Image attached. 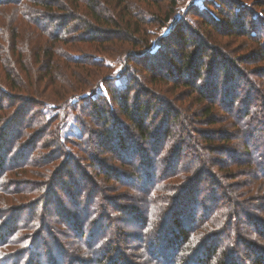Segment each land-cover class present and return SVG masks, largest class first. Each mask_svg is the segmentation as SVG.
Returning <instances> with one entry per match:
<instances>
[{
  "label": "trees",
  "instance_id": "trees-1",
  "mask_svg": "<svg viewBox=\"0 0 264 264\" xmlns=\"http://www.w3.org/2000/svg\"><path fill=\"white\" fill-rule=\"evenodd\" d=\"M250 2L202 0V6H193L188 11L195 23L176 18L156 45L151 42L147 28L170 22L175 7L172 0H0V133L2 129L6 132L4 136L8 133L0 140V195L10 181L18 183L10 175L7 177L12 166H24L22 173L33 176L25 180L45 184L49 180L60 181L58 174L65 167L79 169L77 165H85L90 176L82 172V182L63 181L68 189L61 187L60 195V198L72 196L79 206L71 214L83 242L86 211L90 212L93 197L100 188L110 187L113 192L112 182L118 183L117 174L127 180L136 177L133 165L151 164L147 168L156 181L145 179L150 186L142 185L140 196L144 197L139 203L147 211L143 218L161 212L168 217L187 196L194 201L193 211L196 212V205L204 214L197 221L193 220V214L187 215L185 221L190 222L187 226L175 215L165 220L166 241L148 250L149 255L155 256L156 264H264V211L257 218L249 217L240 199L245 194L248 198L264 196V0ZM42 16L51 23L39 22ZM80 45L92 53L84 56L76 52L74 49ZM170 47H177L180 52L165 58L164 52L168 48L171 52ZM112 58L122 65L120 87H114L113 65L109 64ZM158 58H165L160 67ZM157 90L168 91L173 94L172 99L163 98ZM50 95L51 98H46ZM184 96L187 101L179 100ZM173 100L179 103L175 107ZM38 106L40 111H35ZM53 106L57 109L49 114L47 107ZM64 109L79 114L74 117L79 154L73 156L70 151H59L68 141L60 135L68 115L57 113ZM184 115L194 122L191 130L199 122L207 127L221 124V128H199L196 135H191ZM41 124L48 127L41 129ZM175 131L181 137H173ZM51 132L52 142L47 144L45 139L38 142ZM86 134L87 139L83 140ZM148 141L152 149L148 148ZM132 145L138 146L139 151L133 150ZM145 148L154 152L153 160ZM200 148L210 153L206 161L214 166V173L209 168L200 169L201 166L186 173L191 168L187 167L186 174L179 179L182 182L174 181L172 172L184 169L180 159L185 150L186 160L190 156L198 160ZM38 150L39 159L32 161ZM163 150L168 151L165 156ZM132 151L137 156L125 159L124 155ZM217 152L225 158H212L219 155ZM11 154L16 159L7 161ZM63 155L66 160L60 165ZM231 163L238 167L232 170ZM152 167L155 171L151 172ZM245 168L248 171L243 173L253 177L250 183L240 181ZM215 172L227 175L226 191L212 190L222 186ZM196 178L200 183L208 181L207 188L199 189ZM82 183L85 190L90 187L85 194L80 189ZM236 188L240 190L235 192ZM260 191L258 195L256 192ZM51 196L48 202L35 201L32 208L36 209L28 211L34 233L54 225L53 208L57 205ZM233 198L239 200L232 201ZM23 199L22 195L17 198ZM106 200L103 196L100 203L108 206ZM7 208L2 204L0 213L2 264H7V257L16 253L15 246L23 252L26 248L21 246L26 240L19 235L23 230L20 224L1 228ZM117 209L122 216V207ZM152 218L155 223L157 218ZM9 225L13 230L6 238L12 228ZM196 226H201V230L197 231ZM100 230L91 228L84 237L87 252L94 254L96 260L93 248L103 237L104 231ZM248 234L258 240L248 238ZM45 249L50 250L48 246ZM43 253L44 250L42 254L39 250L32 251L26 264H39L46 258ZM158 253H162V259L157 258ZM98 256L101 264H126L114 248ZM22 260L11 264H23Z\"/></svg>",
  "mask_w": 264,
  "mask_h": 264
},
{
  "label": "rangeland",
  "instance_id": "rangeland-1",
  "mask_svg": "<svg viewBox=\"0 0 264 264\" xmlns=\"http://www.w3.org/2000/svg\"><path fill=\"white\" fill-rule=\"evenodd\" d=\"M173 4H175L174 10L172 12V18L170 20L169 23H167V25L165 26H155L153 28L148 27V33L150 34V40L151 42L155 43L157 45L158 41H161V39H159V37L165 36L166 33L169 30V25L176 19H187V20H191L195 23V18H193L189 13V9L192 8L193 6H202V0H172ZM250 1L253 0H246V2L252 4ZM165 5H167L165 2L163 3ZM38 16V14H37ZM38 21L42 22L43 24H47L49 25L51 23V21L45 17H39ZM154 44V45H155ZM160 44V43H159ZM154 46V48L156 49L157 46ZM163 45V44H162ZM81 47H76L74 50H76V52L78 53H82L84 56L90 55L89 53H92L91 49H87L84 46L80 45ZM172 48L171 52L170 49L168 48L167 52H164V57L168 58L170 56H173L175 53L176 55H178V53L180 52L179 48L177 47H170ZM68 49H73L72 46H68ZM159 50H162L159 47ZM162 56V55H161ZM165 58H158V62L159 64L157 65V67H160L162 65L161 61H165ZM111 59V58H110ZM111 65H113V79H114V87H120L123 83V79L122 76L119 75L122 72V65L118 63V61L116 60V58H112L111 62L109 63ZM150 64H152V62H150ZM154 65V64H152ZM118 74H117V73ZM120 72V73H119ZM120 76V77H119ZM140 76L143 78V69H140ZM145 82V80H143ZM0 83H2V80H0ZM147 83V82H146ZM170 90V88L168 89V91ZM159 93L157 94H161L160 96H162L163 98H165L166 96L168 98L172 99V95L173 94H169L168 91H159L157 90ZM88 92H86L87 94ZM88 95V94H87ZM86 95V96H87ZM175 95V94H174ZM89 97V96H88ZM46 98H51V95L49 97ZM181 101H187V97L184 96L179 97ZM41 99V98H40ZM0 100H1V96H0ZM5 102V101H3ZM7 102V101H6ZM173 104L174 107L179 104L178 101H174L173 100ZM42 105V103L40 104ZM171 105V104H170ZM161 108L163 107L162 104H160ZM42 107V106H41ZM40 107V109H41ZM52 107V106H51ZM48 108L47 107V111L49 114H52L55 112L56 106H53L52 108ZM59 107V109L61 108V106H57ZM73 111L77 109H75L74 107ZM30 109V108H29ZM34 109H36L35 111H40L39 110V106L38 107H34ZM67 113L66 115V120L65 122H63L62 125V130H61V138L66 141V139L68 140L67 142H65V146L63 145V148H60V152H66V150L69 152H71V155L73 156L74 154H79V149H77L76 147L79 148V142L78 140H76L78 138V132H77V125H76V118H74L75 116L78 118L79 114L77 115L76 112H71L70 109H64V111H60L57 110V113ZM33 115L35 113H32ZM0 115H2V113H0ZM31 115V116H33ZM36 116V115H35ZM160 118V117H159ZM158 118V119H159ZM222 118V117H221ZM224 119V118H223ZM184 120H186L187 124H188V128H190V133L195 134L196 135V130H199V128L202 129H217V128H221V124L219 125H214V127H207L204 125V122H199L198 124H195V130H191V127L193 126L192 124L194 123L193 121H191V118H186V116L184 115ZM184 120H182V122H184ZM218 121H223V120H218ZM17 124V123H16ZM15 124V125H16ZM45 126L48 127V125H40V128L43 129ZM0 130H1V126H0ZM193 131L195 133H193ZM6 132H4V130L2 129L0 135V140H3L5 138V136L8 134H6L4 136ZM53 132H51L50 135H45L42 136L41 139L38 140V142H43L44 139L47 142V144H49L50 142H52V138H53ZM68 137H70L68 139ZM173 137L179 138L181 136H179L178 132L175 131ZM3 138V139H2ZM87 139V134L83 137V140ZM150 141V140H149ZM148 143V148L152 149L150 144ZM173 140H170L169 143H172ZM63 144V143H61ZM239 143H237L238 146ZM93 145V143L91 144V146ZM170 146V145H169ZM168 146V147H169ZM133 150H137L139 151V147L136 145H132ZM67 148V149H66ZM87 149V147H85ZM236 146H235V151H233L235 154L237 153L236 150ZM150 149H144L147 152V156L149 157L150 160H153V155L154 152H151ZM199 153H200V157L199 159H195L193 157H188L187 160L185 159L186 155L188 154L187 150H185V153L183 154V156L181 157V162L183 163L184 169L182 171H174L172 172V174H175L174 177V181L178 180V183H181L182 181H180L179 179L185 175L186 173H192L195 172L200 166V169L204 168L207 169L209 168V170L214 173V171L212 170L214 168V166L211 165V163H208V158H209V152L205 151L203 148L198 149ZM163 154L162 156H165L166 152L168 153V151H162ZM117 153L120 157H123L122 153ZM132 154H126L124 155V158H130V157H134L137 156L138 153L135 154V152H131ZM219 153V152H217ZM43 154V153H42ZM13 155V154H11ZM8 156L7 161H11L12 159H16V155L13 156ZM41 155V152L38 150L35 152L34 154V158L32 161H36L37 159H39L38 157ZM58 156V155H56ZM215 157H223L225 158L222 154L219 153V155L215 154L212 155V158ZM42 158V156H41ZM64 160H66L65 155H63V160H61L60 165L64 164ZM138 158L136 157L135 161L136 164L138 162ZM166 160V159H163ZM168 162L170 161L167 160ZM223 162H226L225 159H223ZM170 163V162H169ZM33 162H31L30 165H32ZM229 163H227L228 165ZM233 164V163H231ZM29 165V166H30ZM151 165V164H148ZM148 165L146 166H142L141 167L137 164V165H133V168L135 169V175L136 177H132V178H127L123 179L122 176H120L119 174H117V181L118 183H116L115 180H113L114 182H112V184H115V188H113V192H111V188H100L99 192L93 197L94 200V204L92 206H90V212L87 210V219L84 222L83 225V235L88 236V234H90V229L91 228H96L98 230V232H100V229H103V237L100 238L99 242H96L95 247L93 248V252H96V256H97V260L94 254H90V252H87V249L85 248V244H87L86 241H84V237H83V242L82 240H79V230H76L75 228V222L77 224V221L74 222L73 217L74 214H71L73 211L78 210L79 206H77V203L75 201V199H73L72 196L68 195L67 198L61 197V187L62 188H66L68 189V187L66 186V183L63 184L64 182H67V179H71L72 181H80L82 182L83 180V175L82 172H86L87 176H90L88 174V171L85 170L86 166H81L80 164L77 165L79 169H76L75 167H65L62 171V173L58 174L60 181L56 180H49L47 183L42 184V183H34L31 180H25L24 178H31L33 177L31 174H29L28 172L26 174H23V167H11L12 169L8 171L7 177L10 175L14 180H17L18 183H16V185H14L12 181H10L7 186L5 187V191L2 195H0V213L3 211L2 209V204H4L5 206L9 207L7 208L4 213H5V217L3 218V225L1 226V228L3 226H7L8 224H12V226L20 224L23 227V230L19 233V235H21V238L26 240L25 243H21L22 245H26V248L20 250L19 246H15L14 249H16V253H12L7 257V264H11L12 261H17L18 259L20 260L21 258H24L23 264L27 263V259L30 258V253L32 251H37L39 250L42 254L43 250V256L46 258H43V260L41 262H39V264H101L99 262L100 258L98 256V254L102 253V252H108L110 248H114L115 253H120L123 256V259L125 260L126 264H156L155 263V256L152 257L151 255H149L148 250L151 249V247L156 246L158 247V245L160 244V242H164L165 240V236H164V229L166 228V223L165 220H169L170 218L172 219L173 216L176 217L178 220H180L181 223H183L184 225H189L190 222L185 221L187 215L189 217L190 213L193 214V220H199L202 216L204 217V214L202 215V210L201 207L197 208L195 205V211L194 210V201L193 200H189L188 196L186 197V201L181 200L183 203H181L179 205V202L176 204V207L174 209V211L172 212V214H169V216H166V212H161V214L157 213V214H153L151 216V218L149 219H145L143 217H146L147 211L146 208L143 207V205L141 203H139V201L142 199V197L144 196H140V192L142 190V185L146 184L147 186H150L149 184H147L144 180L145 179H150L152 181H156V178L151 176L150 170H148ZM8 166V165H7ZM26 166V165H25ZM60 167V166H59ZM58 167V168H59ZM187 167H191L190 170L186 171L185 170ZM238 166L236 164L231 165V169L234 170L236 169ZM157 168V167H156ZM188 168V169H189ZM35 171H37L34 168ZM33 170V171H34ZM57 170V169H55ZM244 171L241 172V174L243 175L240 178V181H245L247 180L249 183L253 180L252 176L243 172L248 171L246 168L243 169ZM155 171L154 167L151 168V172ZM177 172V173H175ZM92 174V173H91ZM220 174V173H219ZM217 172H215L216 178L218 180L221 181L222 186L221 189L220 187H216V188H212V190H214L215 192L217 191H226L227 187H224L226 184H228V179H226L227 175H220ZM93 176V175H92ZM6 177V179H7ZM153 178V179H152ZM97 182L101 183V179L97 178L95 179ZM196 180H198L199 182V186L198 188L201 189L203 187H206L205 185L208 183L207 182H201L199 178H196ZM90 181V180H89ZM232 182V181H231ZM79 183V182H78ZM209 184V183H208ZM13 185V186H11ZM112 185V186H113ZM54 187V188H53ZM83 188V189H82ZM207 188V187H206ZM45 189V190H44ZM81 192H84V194L87 192L88 189H90V187L86 188L85 190V184L80 187ZM99 189V188H98ZM84 190V191H83ZM237 191L240 190V188H236L235 189ZM40 192H42V196H39ZM262 191L260 192H256L258 193V195H260ZM176 192H174L175 194ZM25 194V195H24ZM50 194H52V202L54 205H57V208L54 207L53 211L55 212L52 217V221L54 222V225H50L49 229H46L45 227L41 228L40 232L36 231L35 233L32 231V221L29 217V210H32V212L36 209V208H32V204L37 203L35 201L37 200H41L48 202V196H50ZM188 193H184V195H187ZM236 194V193H235ZM23 196L25 199L23 200H17L18 197ZM107 197L108 200H106V203L108 204V206H105L103 203H100L102 200V197ZM41 197V198H40ZM190 197V196H189ZM233 197H235V195H233ZM44 199V200H43ZM240 199L243 200V205H244V210L247 213V216L251 217V218H257V216H261V212L264 211V196H261V198H248V196L245 194V196L243 195L242 197H240ZM260 199V200H259ZM237 201L239 199L237 198H233L232 201ZM67 206H69L70 210H66L65 208H68ZM86 206V205H85ZM129 206H132L131 209H129ZM207 206H211L210 204L207 203ZM53 207V206H52ZM82 209L84 207V204L80 206ZM122 207V216H119L118 213V209L117 208H121ZM25 210V214L23 215V212ZM10 212V213H9ZM27 212V213H26ZM194 212V213H193ZM243 213V214H246ZM1 215V214H0ZM22 215V216H20ZM84 214H81V216H83ZM20 216V217H19ZM107 216V217H106ZM156 217L157 220L155 223H152L153 218L152 217ZM171 216V217H170ZM3 217V216H2ZM106 217V218H104ZM169 218V219H168ZM144 219V220H143ZM143 220V222H142ZM238 221V220H236ZM152 223V224H151ZM165 224V225H164ZM78 225V224H77ZM11 225H9L8 227H12ZM43 226V225H42ZM47 227V226H46ZM101 227V228H100ZM194 227V226H192ZM245 227V226H244ZM257 227H260V224L257 225ZM100 228V229H99ZM11 229V230H10ZM10 232L8 233V235H6V238L9 237L11 235V232L13 230V227L10 228ZM46 229V230H45ZM196 229H198L197 231L201 230V226L197 227ZM32 232V233H31ZM158 234H159V238H158ZM232 235V234H231ZM239 236V234H236V237ZM248 238L253 239L254 240H258V238H255L254 236L248 234L247 235ZM108 242L107 245H105ZM31 245V246H30ZM48 246L50 250H47L45 247ZM13 249V250H14ZM95 249V250H94ZM101 250V251H100ZM238 253L243 256L242 250L238 249ZM22 256V257H21ZM157 258L162 259L163 255L162 253H158L156 254ZM15 258V259H14ZM14 259V260H13ZM45 259V260H44ZM95 260V261H94ZM0 264H2V262H0ZM103 264H108L107 262H103Z\"/></svg>",
  "mask_w": 264,
  "mask_h": 264
}]
</instances>
